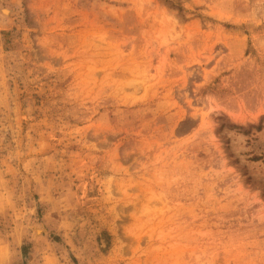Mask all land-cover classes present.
Listing matches in <instances>:
<instances>
[{"label":"rangeland","instance_id":"obj_1","mask_svg":"<svg viewBox=\"0 0 264 264\" xmlns=\"http://www.w3.org/2000/svg\"><path fill=\"white\" fill-rule=\"evenodd\" d=\"M0 264H264V0H0Z\"/></svg>","mask_w":264,"mask_h":264},{"label":"bare ground","instance_id":"obj_2","mask_svg":"<svg viewBox=\"0 0 264 264\" xmlns=\"http://www.w3.org/2000/svg\"><path fill=\"white\" fill-rule=\"evenodd\" d=\"M3 12H4V13H7V11H6V10H4Z\"/></svg>","mask_w":264,"mask_h":264}]
</instances>
